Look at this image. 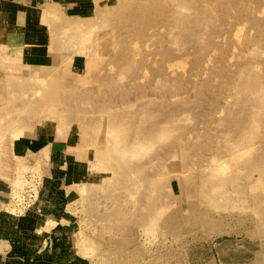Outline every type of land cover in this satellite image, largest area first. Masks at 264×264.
I'll list each match as a JSON object with an SVG mask.
<instances>
[{"label": "rangeland", "instance_id": "obj_1", "mask_svg": "<svg viewBox=\"0 0 264 264\" xmlns=\"http://www.w3.org/2000/svg\"><path fill=\"white\" fill-rule=\"evenodd\" d=\"M39 2L50 54L0 90V215L33 223L0 264H264V0Z\"/></svg>", "mask_w": 264, "mask_h": 264}, {"label": "crops", "instance_id": "obj_2", "mask_svg": "<svg viewBox=\"0 0 264 264\" xmlns=\"http://www.w3.org/2000/svg\"><path fill=\"white\" fill-rule=\"evenodd\" d=\"M32 2V4H31ZM44 3V2H43ZM39 0H0V90L3 88L5 79V64L11 62V59L18 58L19 61H24L27 66L36 65V59L30 56V52H34L35 46L41 44V51L46 49V36L43 31L36 32V23L39 12L42 7H39ZM12 11V18L5 19L4 15ZM33 24L34 32L29 33L28 27ZM26 47V49H25ZM23 49H25L23 51ZM48 52H44L40 57L49 56ZM15 63V62H14ZM46 136V135H44ZM49 143V142H48ZM58 213V212H57ZM33 223V222H31ZM30 222H21L17 218L0 215V233L7 231L8 234L17 233L22 228V233H26L25 227L31 225ZM5 228H3L4 226ZM4 231V232H3ZM34 250L33 242H25L17 252L18 255L32 257L30 251ZM16 253V252H15ZM15 254V255H17Z\"/></svg>", "mask_w": 264, "mask_h": 264}]
</instances>
